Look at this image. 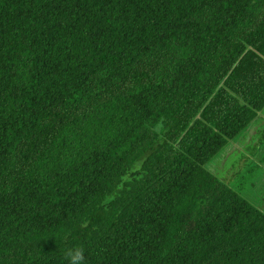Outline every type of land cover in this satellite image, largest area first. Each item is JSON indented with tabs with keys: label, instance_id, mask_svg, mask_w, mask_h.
Returning <instances> with one entry per match:
<instances>
[{
	"label": "trees",
	"instance_id": "trees-1",
	"mask_svg": "<svg viewBox=\"0 0 264 264\" xmlns=\"http://www.w3.org/2000/svg\"><path fill=\"white\" fill-rule=\"evenodd\" d=\"M263 109L264 0H0V264H264Z\"/></svg>",
	"mask_w": 264,
	"mask_h": 264
},
{
	"label": "crops",
	"instance_id": "crops-1",
	"mask_svg": "<svg viewBox=\"0 0 264 264\" xmlns=\"http://www.w3.org/2000/svg\"><path fill=\"white\" fill-rule=\"evenodd\" d=\"M259 116L260 118H262V120L261 121L259 120L260 122H258V124L254 121L244 135H241L239 138L232 140L222 150V152L214 158V160L209 165V168L216 176L218 174H222L224 176V178L222 179L233 177L234 174H231L230 167H226V163H227L226 158H228L232 153L236 151H241V152L248 151L246 147L247 144L254 143L253 145L255 149L254 152H257V155L251 154L250 163H251L252 156H253L255 159L253 160V163L255 164V167L257 165L259 169V173H258L257 180H256V184H257L256 187H258L260 191V183L262 182V179L260 177L264 173V150H263L264 149V130H263V134L260 136L262 129H264V114L262 113V111L259 113ZM215 159H218L219 163L222 162V168L218 166Z\"/></svg>",
	"mask_w": 264,
	"mask_h": 264
},
{
	"label": "rangeland",
	"instance_id": "rangeland-1",
	"mask_svg": "<svg viewBox=\"0 0 264 264\" xmlns=\"http://www.w3.org/2000/svg\"><path fill=\"white\" fill-rule=\"evenodd\" d=\"M262 113L264 114V109L262 110ZM259 120L260 121L262 120V118H260V116L256 118L255 122L258 124V122H260ZM263 130L264 129H262L260 136L263 134ZM253 145H254V143H252V144L248 143L246 146L248 151H245V152L236 151V152L232 153L228 158H226V162H227L226 167H230L231 174H235L233 177H231L232 180L230 183L234 184L235 182H233V181H238L234 185H237V183H240L242 185H246L247 187L250 186V184H248L249 182L248 183L244 182V179L242 176H240L241 177L240 180H237V175H239V174L235 173V171L236 172L239 171L240 173H242L245 170V168L246 169L250 168V166H251V163H250L251 154L257 155V152H254L255 149H254ZM248 158H249V160H247ZM215 160H216L218 166H220L222 168V162L219 163L218 159H215ZM252 160H255L253 156H252ZM250 169H252L254 173L255 172L257 173L255 176L256 180H257V176L259 173L258 167L254 168L253 166H251ZM218 175L217 176L220 179L224 178V176L222 174H218ZM247 178H249V177H247ZM260 178L262 179V182L260 183V191H259L258 187H255V188H252L250 190V192L253 193V196H254V198H256L258 205L264 211V173L261 175Z\"/></svg>",
	"mask_w": 264,
	"mask_h": 264
},
{
	"label": "clouds",
	"instance_id": "clouds-1",
	"mask_svg": "<svg viewBox=\"0 0 264 264\" xmlns=\"http://www.w3.org/2000/svg\"><path fill=\"white\" fill-rule=\"evenodd\" d=\"M68 264H85V251L82 247H74L66 252Z\"/></svg>",
	"mask_w": 264,
	"mask_h": 264
}]
</instances>
